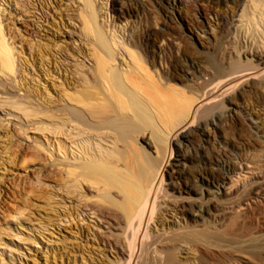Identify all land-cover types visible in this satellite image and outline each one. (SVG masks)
I'll use <instances>...</instances> for the list:
<instances>
[{
  "label": "rangeland",
  "instance_id": "obj_1",
  "mask_svg": "<svg viewBox=\"0 0 264 264\" xmlns=\"http://www.w3.org/2000/svg\"><path fill=\"white\" fill-rule=\"evenodd\" d=\"M125 1L122 6V0H94L98 25L120 42L117 63L122 67L128 60L124 44L141 13L137 0ZM151 1L157 2L158 10L149 0L145 2H149L147 24L165 30L168 38L187 47L184 57L173 66L182 80L178 85L188 86L195 67H206L214 48V1L170 0L166 8L158 5L162 0ZM120 7L129 14L121 15ZM83 10L81 0H0V26L14 60V73L0 72V264H120L119 257L106 246V229L86 207V203H97V191L92 188L88 194L84 187L90 186L83 184V190L74 194L71 187L80 178L68 177V170L79 173L81 153L73 130L76 126L69 124L62 110L75 106L68 93L76 94L86 82H93V50L82 30ZM246 89L222 99L202 136L192 128L191 140L181 149L175 147L174 176L186 172L182 162L178 164L183 153H198L214 169L223 162H241L248 177L246 185H237L229 198H214L217 230L213 247L201 249L203 229L197 228L202 236L197 237L196 246L175 244L178 264H264L260 260L264 257L263 199V204H252L246 220L233 210L226 215L223 212L227 202L238 204L255 187L250 176L264 172V120L249 121L246 116L248 101L264 107V91ZM262 108L253 113H262ZM58 124L64 128L61 136L56 131ZM145 137L152 143L148 132ZM141 146L156 156L155 147ZM186 183L193 184L190 180ZM192 197L197 199L194 193ZM67 209L75 210L73 222L65 220ZM163 215L164 219L151 227L155 235L166 230L177 234L183 227L195 225L189 214L170 205L163 206ZM121 234L119 229L115 236L126 247Z\"/></svg>",
  "mask_w": 264,
  "mask_h": 264
},
{
  "label": "bare ground",
  "instance_id": "obj_2",
  "mask_svg": "<svg viewBox=\"0 0 264 264\" xmlns=\"http://www.w3.org/2000/svg\"><path fill=\"white\" fill-rule=\"evenodd\" d=\"M81 1L82 30L90 40L94 66L93 82H86L85 88L76 94L68 93L75 106L62 110L69 124L76 126L72 128L76 130V145L81 153L79 173L68 170V177L80 178L74 180L71 188L75 194L86 184L90 186L85 185L86 193L91 194L92 188L97 191V203H86V207L106 229L104 241L119 257L120 264H178L180 261L173 253L175 244L196 246L197 237L203 235L201 249L213 247L217 230L214 198H229L237 185L244 186L248 181L247 168L241 162H223L214 169L198 153H183L178 164L182 162L186 172L174 176L176 163L172 161L175 147L181 149L191 140L192 128H197L194 133L199 136L205 133L208 120L224 97L244 88L254 93L255 89L264 91V0H213L212 54L206 67H195L198 78L194 73L188 78L190 85L183 87L178 85L182 80L173 64L184 57L186 45L168 38L165 30L147 24V4L150 2L158 10L157 2L137 0L141 13L124 44L128 60L123 61L122 67L117 63L120 42L98 25L94 0ZM122 1L123 6L126 1ZM169 1H158V5L166 8ZM119 12L129 14L123 7ZM0 72L14 73V60L1 26ZM260 104L248 101L249 121L264 120V110L253 113L255 108H262ZM24 113L30 115L28 110ZM59 124L56 131L61 136L64 128ZM147 132L153 144L145 137ZM141 145L155 147L156 156L145 152ZM250 179H255V187L235 206L227 202L225 215L233 210L237 217L246 220L252 204L264 201V172ZM189 180L193 184L187 185ZM192 193L197 199H193ZM164 205L189 214L195 225L183 227L181 233L166 230L163 235H155L151 227L164 219ZM74 212H66V222H73ZM56 214L61 217L58 211ZM260 215L264 216L263 209ZM191 227L202 228L203 232L187 231ZM119 229L126 247L115 236Z\"/></svg>",
  "mask_w": 264,
  "mask_h": 264
}]
</instances>
